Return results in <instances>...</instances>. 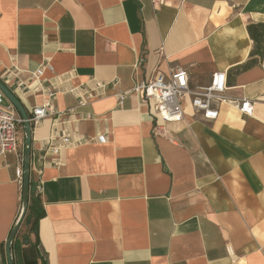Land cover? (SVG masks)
<instances>
[{
	"label": "crops",
	"instance_id": "obj_1",
	"mask_svg": "<svg viewBox=\"0 0 264 264\" xmlns=\"http://www.w3.org/2000/svg\"><path fill=\"white\" fill-rule=\"evenodd\" d=\"M176 67L191 87L224 72L252 113L221 103L205 120L186 101L155 134L137 96L117 105L135 78ZM90 79L107 87L78 106L66 90ZM0 80L27 113L52 88L54 111L80 116L59 164L41 158L52 116L31 127L36 264H264V0H0ZM19 162L0 157V244L20 212Z\"/></svg>",
	"mask_w": 264,
	"mask_h": 264
},
{
	"label": "built area",
	"instance_id": "obj_2",
	"mask_svg": "<svg viewBox=\"0 0 264 264\" xmlns=\"http://www.w3.org/2000/svg\"><path fill=\"white\" fill-rule=\"evenodd\" d=\"M154 5L161 0H152ZM142 62L139 59L135 68ZM48 69H51L49 65ZM43 66V67H45ZM63 81V80H62ZM107 87V83L90 79L86 83L70 87L66 91L72 93L78 100V106L86 105L91 99L100 95ZM224 72H215L211 75L207 85L191 87L187 69L176 67L168 73L157 71L148 80L135 78L133 86L125 91L116 93L117 105L128 95L137 96L140 101L151 107L155 134L164 131V125L168 122L180 121L184 116V103L189 105L194 113L200 114L205 120H214L219 114L221 103L229 104L238 108L243 113L250 115L253 111V103L245 98L230 97L226 93ZM55 89L46 91V99L41 105L34 106L29 114L28 121L32 126L38 125L42 119L52 116V130L49 136L40 141L41 158L47 152L55 155L56 164L60 161L58 156L61 150L67 146L77 145L79 142L70 138L73 125L79 120L75 109L69 108L65 111L55 112L51 99L55 95ZM21 119L15 107L9 102L0 90V157L16 155L20 162L15 167V178L19 185L22 184L23 167L22 154L19 152L18 125ZM98 141L105 142L106 137L99 135Z\"/></svg>",
	"mask_w": 264,
	"mask_h": 264
},
{
	"label": "water",
	"instance_id": "obj_3",
	"mask_svg": "<svg viewBox=\"0 0 264 264\" xmlns=\"http://www.w3.org/2000/svg\"><path fill=\"white\" fill-rule=\"evenodd\" d=\"M0 90L5 95L6 99L15 107L17 114L21 119L22 132H23V146H22V167L23 176L21 184V207L18 217L11 228L5 240V258L6 264H14L11 254V246L16 237L18 229L24 221L25 214L28 207L29 198V171H30V156H31V125L28 121V114L21 102L17 99L15 94L7 88L0 80Z\"/></svg>",
	"mask_w": 264,
	"mask_h": 264
},
{
	"label": "trees",
	"instance_id": "obj_4",
	"mask_svg": "<svg viewBox=\"0 0 264 264\" xmlns=\"http://www.w3.org/2000/svg\"><path fill=\"white\" fill-rule=\"evenodd\" d=\"M31 180L29 177V198H28V207L24 218V223L26 225V234L23 236L22 240H27L26 242H31L29 245V253H28V262L26 264H36V257L34 253V249L37 246V238H36V225L38 220L43 216L42 208L40 207V202L37 199V196L34 194V190L31 191ZM30 234H35V239L33 241L30 240ZM15 245V241H13L11 248L13 249Z\"/></svg>",
	"mask_w": 264,
	"mask_h": 264
},
{
	"label": "rangeland",
	"instance_id": "obj_5",
	"mask_svg": "<svg viewBox=\"0 0 264 264\" xmlns=\"http://www.w3.org/2000/svg\"><path fill=\"white\" fill-rule=\"evenodd\" d=\"M18 134H19L20 147L22 148V146H23L22 130L19 131ZM25 226L26 225H24V224L21 225L20 229L22 227L23 228H22L21 232L18 233V235L16 234V237L14 239V241H16L15 245H14L13 249L11 248V254L13 257L14 264H26V262H28V253H29L28 248H29V245L31 242H25V243L22 242V238L26 234V227ZM4 245H5L4 243L0 244V264H6Z\"/></svg>",
	"mask_w": 264,
	"mask_h": 264
}]
</instances>
